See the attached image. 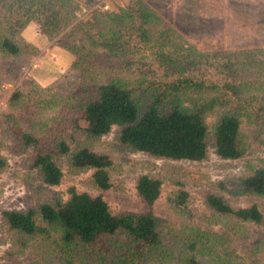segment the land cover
<instances>
[{
  "label": "rangeland",
  "instance_id": "obj_1",
  "mask_svg": "<svg viewBox=\"0 0 264 264\" xmlns=\"http://www.w3.org/2000/svg\"><path fill=\"white\" fill-rule=\"evenodd\" d=\"M75 1L79 8L72 24L63 33L49 37L42 32L37 19L23 29L12 25V19L23 23L35 9L21 8L14 0H0V152L9 161L7 171L0 177V239L3 241L0 264H57L51 250L52 240L42 236L18 238L9 230L3 213L52 203L54 194H59L66 202L72 188L94 199L102 197L114 215L152 212L165 228L180 232L187 226L220 233L228 231L227 220L219 219L215 223V215L206 206V197L210 194L224 197L235 209L256 204L264 214V198L241 196L237 185L231 182L249 169L264 165V133L247 119L242 125L245 155L228 162L220 160L213 149L205 162L156 160L118 146L115 128L111 134L90 144L94 151L107 154L113 160L110 171L113 187L106 192L90 185L93 171L71 174L65 159H57L64 172L61 185L49 188L40 181L36 171L30 170L29 160L35 150L32 148L20 155L14 153L18 149L16 139L20 131L39 138L40 147L45 151H54L57 127L59 131L65 129L69 135L73 133L68 126H61L66 116L64 107L71 96L80 92L82 85L102 84L112 78V74L120 73L130 81V88L140 94L146 90L164 92L170 84L187 76L203 79L208 86L221 87L227 81L235 84L239 80L264 81V66H256L251 61H240L242 66L246 64L241 76L228 72L238 64L233 61L235 54L264 52V0H142L160 21L143 28L137 23L136 29L129 31L130 35L125 38L134 52L120 63V56L110 57L111 65L116 64V67L112 74L108 68L103 70L106 75L110 72V77L106 78L97 69L81 66L77 57L65 49L63 37L76 25L81 26V22L94 34L95 16L119 13L129 0ZM78 33L76 40L81 38V31ZM6 36L22 47L20 56L9 55L1 49ZM192 49L203 57L210 56V60L199 57L198 62L191 63L193 56L189 51ZM101 53L107 54L104 50ZM258 60L264 62V56L259 54ZM166 61L170 67H165ZM180 62L186 64L178 69ZM201 94L198 97L202 103L221 98L218 90H210V87ZM223 110L216 106L209 112L210 127ZM80 124L85 127L83 121ZM74 134L81 142V136ZM143 175L158 178L163 183L162 194L153 207L141 199L136 188ZM221 182H225L224 189L219 185ZM179 192L190 194L186 207L173 202ZM233 224L237 232L232 233V244L238 254L246 264H264V225ZM40 225L47 227L43 222ZM51 236L57 237L53 232Z\"/></svg>",
  "mask_w": 264,
  "mask_h": 264
},
{
  "label": "trees",
  "instance_id": "obj_2",
  "mask_svg": "<svg viewBox=\"0 0 264 264\" xmlns=\"http://www.w3.org/2000/svg\"><path fill=\"white\" fill-rule=\"evenodd\" d=\"M14 2L21 8L35 11L23 23L12 19V25L23 29L37 19L42 32L49 37L63 33L74 21L79 8L75 0ZM95 20L94 34L81 22V26L78 24L64 34V47L77 57L81 66L97 69L105 78L116 67V64L115 67L111 65L112 57L120 56V63L134 52L125 38L130 35L129 31L135 30L137 23L143 28L160 21L142 0H129L119 13L98 14ZM79 31L81 38L76 40ZM145 35L143 32L142 36ZM96 48L107 54L94 51ZM1 49L12 56H20L23 52L22 47L7 36L2 39ZM259 54L264 56L259 50L235 54L233 61H238L239 66L244 60V63L251 61L263 67L264 62L258 60ZM189 55L193 56L191 63L198 62L199 57L210 60V56L203 57L193 49ZM179 64L178 69L186 63ZM237 65L228 72H237L241 76L246 64L242 66L243 70ZM168 66L170 63L166 61L165 67ZM107 68L111 73L106 75L103 70ZM120 68L123 71V67ZM128 82L118 73L102 84L82 85L81 91L67 102L66 116L61 120V126H68L73 133L69 135L65 129L59 131L60 127H57L54 151L49 152L40 147L39 138L20 131L16 139L18 149L14 153L20 155L33 148L35 154L29 160L30 170L36 171L40 181L49 188L61 185L64 172L57 159H65L71 174L93 171L90 185L106 192L113 187L110 171L114 163L110 156L94 151L90 144L111 134L115 128V142L120 147L156 160L198 163L209 159L211 149L222 161L242 158L245 155L242 137L245 119L264 133L262 80H239L236 84L227 81L221 87L208 86L203 79L187 76L170 84L164 92L146 90L143 94L130 88ZM209 87L218 90L221 98L202 103L198 96ZM192 94L197 97L193 98ZM148 101L150 103L145 106ZM216 106L224 110L210 127L207 117ZM81 121L85 127L81 126ZM74 133L81 136V142L76 140ZM8 167V159L0 152V177ZM231 182L237 185L241 196L264 198V165L249 169ZM162 184L158 178L143 175L136 188L141 199L153 207L162 194ZM219 185L224 189L225 182ZM69 193L66 202L59 194H54L52 203L3 213L9 230L18 238L42 236L52 240L51 250L57 264H246L232 244V233L237 232L233 222L264 225V214L258 205L235 209L224 197L215 194L206 197V206L215 215V223L219 219L227 220V232L195 226H187L182 232L173 231L165 228L152 212L114 215L102 197L94 199L87 193H78L75 188ZM189 200L188 192H179L174 195L173 202L176 206L186 207ZM40 222L47 227L41 226ZM52 232L56 238L51 236ZM2 245L0 239V248Z\"/></svg>",
  "mask_w": 264,
  "mask_h": 264
}]
</instances>
